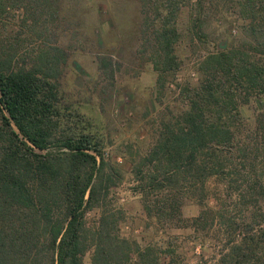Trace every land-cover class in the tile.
<instances>
[{
	"label": "trees",
	"instance_id": "trees-1",
	"mask_svg": "<svg viewBox=\"0 0 264 264\" xmlns=\"http://www.w3.org/2000/svg\"><path fill=\"white\" fill-rule=\"evenodd\" d=\"M138 2L146 20L141 53L153 64L159 90L181 68L177 21L184 6L191 7L192 29L201 38L222 11L220 2L231 3L234 20L245 23L254 39L249 49L226 47L202 57L198 82L182 87L185 108L160 120L153 144L132 164L135 193L158 220L186 201L210 209L207 183L213 177L224 178L229 203L239 173L236 152L247 160L250 137H264V107L250 110L252 102L264 101V0ZM62 59L61 48L43 47L32 63L14 66L0 51V264H84L90 239L86 215L95 207L103 210L122 178L105 156L99 130L64 103ZM99 65L115 77L111 56H100ZM253 149L256 158L264 153L260 142ZM259 185L254 194L244 190L238 203L247 205L253 195L259 201L264 193ZM106 213L93 233L91 264L136 261L124 252L125 241L109 231L114 217ZM227 228L222 264H264L262 235L236 234L230 223Z\"/></svg>",
	"mask_w": 264,
	"mask_h": 264
},
{
	"label": "rangeland",
	"instance_id": "rangeland-1",
	"mask_svg": "<svg viewBox=\"0 0 264 264\" xmlns=\"http://www.w3.org/2000/svg\"><path fill=\"white\" fill-rule=\"evenodd\" d=\"M219 8L201 38L192 29L191 7L182 8L176 46L181 68L168 76L166 89L159 90L153 64L141 53L146 20L138 0H0L2 54L17 66L32 63L43 47L64 50L66 61L62 59L59 71L64 103L80 111L83 123L99 130L105 156L120 169L121 181L109 191L103 210L114 217L109 231L124 240V252L136 258L121 264H222L229 223L236 234L248 230L264 238V193L259 201L253 195L247 205L238 203L244 190L249 195L259 183L264 186V153L256 158L253 149L257 142L264 147L262 133L250 137L247 160L235 154L239 173L229 203L224 178L213 177L207 183L210 209L186 201L169 211L167 219L158 220L148 215L143 197L134 190L133 160L153 144L160 120L185 108L182 87L198 82L202 57L254 44L245 23L234 20L231 3L220 2ZM100 56L113 58L118 68L114 78L100 70ZM263 107L264 101L256 100L250 110ZM103 210L95 207L86 215L90 239L84 264L92 262L93 233Z\"/></svg>",
	"mask_w": 264,
	"mask_h": 264
}]
</instances>
